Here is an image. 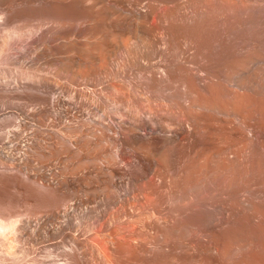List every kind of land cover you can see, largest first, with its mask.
Masks as SVG:
<instances>
[{"label":"bare ground","instance_id":"1","mask_svg":"<svg viewBox=\"0 0 264 264\" xmlns=\"http://www.w3.org/2000/svg\"><path fill=\"white\" fill-rule=\"evenodd\" d=\"M0 264H264V0H0Z\"/></svg>","mask_w":264,"mask_h":264}]
</instances>
